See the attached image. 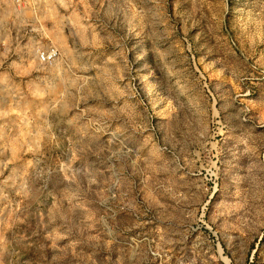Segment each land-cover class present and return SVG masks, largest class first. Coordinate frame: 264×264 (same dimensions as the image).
Wrapping results in <instances>:
<instances>
[{"label": "rangeland", "instance_id": "rangeland-1", "mask_svg": "<svg viewBox=\"0 0 264 264\" xmlns=\"http://www.w3.org/2000/svg\"><path fill=\"white\" fill-rule=\"evenodd\" d=\"M0 264H264V0H0Z\"/></svg>", "mask_w": 264, "mask_h": 264}, {"label": "built area", "instance_id": "built-area-1", "mask_svg": "<svg viewBox=\"0 0 264 264\" xmlns=\"http://www.w3.org/2000/svg\"><path fill=\"white\" fill-rule=\"evenodd\" d=\"M57 52L55 47H51L50 49L39 51L38 57L41 61L48 62L55 58Z\"/></svg>", "mask_w": 264, "mask_h": 264}]
</instances>
